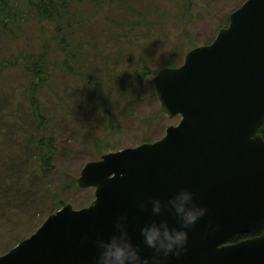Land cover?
Wrapping results in <instances>:
<instances>
[{"label": "water", "instance_id": "95a60500", "mask_svg": "<svg viewBox=\"0 0 264 264\" xmlns=\"http://www.w3.org/2000/svg\"><path fill=\"white\" fill-rule=\"evenodd\" d=\"M153 89L178 123L154 142L87 162L76 183L94 188L91 204H65L0 264H97L113 236L129 239L147 264H264V0H245L211 43L159 69ZM184 191L207 212L188 229L186 251L164 257L140 229L180 226L171 201ZM240 234L260 236L224 244Z\"/></svg>", "mask_w": 264, "mask_h": 264}, {"label": "rangeland", "instance_id": "374dc122", "mask_svg": "<svg viewBox=\"0 0 264 264\" xmlns=\"http://www.w3.org/2000/svg\"><path fill=\"white\" fill-rule=\"evenodd\" d=\"M245 0H96L81 1L70 28L76 52L69 76L48 82L37 96L40 115L49 123L56 153L49 169L36 163L39 151L21 137L36 135L37 124L25 96L21 71L0 82V255L29 237L46 218L71 204L79 209L94 200V189L79 188L82 167L102 154L154 142L179 116L159 114L153 78L165 59L179 66L190 49L209 44ZM21 43H29V17ZM74 30V32H73ZM7 44V43H6ZM6 44L0 40V57ZM8 45V44H7ZM67 63V64H69ZM147 68L154 76L134 91L131 73ZM95 76V93L80 73ZM131 80V79H130ZM111 87L110 90L103 87ZM127 92L128 98L122 97ZM103 105H101V103ZM102 107L106 108L103 112ZM101 152V153H100ZM73 182V183H72ZM75 182V184H74ZM73 184V185H72Z\"/></svg>", "mask_w": 264, "mask_h": 264}, {"label": "trees", "instance_id": "16d2710c", "mask_svg": "<svg viewBox=\"0 0 264 264\" xmlns=\"http://www.w3.org/2000/svg\"><path fill=\"white\" fill-rule=\"evenodd\" d=\"M81 1L84 0H0V40L8 44L0 57V82L3 76L13 75L16 71H21L26 76L25 96L38 129L36 135L27 132L21 138L28 141L29 147L39 151L36 163L41 171L49 169L56 153V139L49 123L39 113L37 96L41 95L49 81L60 76L68 77L70 74L69 60L76 54L72 50L76 38L71 34L70 28L78 17ZM27 16L29 43L25 45L21 43V35L27 24ZM174 64V60L168 58L160 67L175 66ZM155 72L156 70L150 73L147 68H137L131 73L128 84L121 85L122 91L127 87H130V92L134 91L144 82V78L154 76ZM80 76L85 81L81 83L88 86L89 93L98 99L95 88L100 90L102 87L94 83V74L81 72ZM103 88L111 89L107 86ZM122 95L128 98L127 92H122ZM101 108L103 112L106 111L105 107ZM159 114H162L161 110ZM258 133L264 137V121Z\"/></svg>", "mask_w": 264, "mask_h": 264}, {"label": "clouds", "instance_id": "9594fccd", "mask_svg": "<svg viewBox=\"0 0 264 264\" xmlns=\"http://www.w3.org/2000/svg\"><path fill=\"white\" fill-rule=\"evenodd\" d=\"M193 193L184 191L177 193L171 203L180 219V226H171L167 221L153 222L140 229L144 243L157 253L168 257L179 256L186 251L189 239L188 229L199 218L205 215L207 208L191 203ZM153 211H161L160 201H155ZM126 235V234H125ZM97 264H147L141 251L124 236H113L104 243L97 256Z\"/></svg>", "mask_w": 264, "mask_h": 264}, {"label": "flooded vegetation", "instance_id": "af4514ba", "mask_svg": "<svg viewBox=\"0 0 264 264\" xmlns=\"http://www.w3.org/2000/svg\"><path fill=\"white\" fill-rule=\"evenodd\" d=\"M256 236L253 235V234H240V235H236L234 236L233 238L227 240L225 242V244H232V243H237V242H240L242 240H247V239H253L255 238Z\"/></svg>", "mask_w": 264, "mask_h": 264}]
</instances>
